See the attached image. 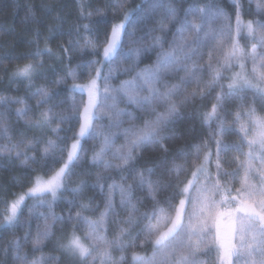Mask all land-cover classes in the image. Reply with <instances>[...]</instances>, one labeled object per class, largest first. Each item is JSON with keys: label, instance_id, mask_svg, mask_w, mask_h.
Returning <instances> with one entry per match:
<instances>
[{"label": "snow or ice", "instance_id": "6c2138e0", "mask_svg": "<svg viewBox=\"0 0 264 264\" xmlns=\"http://www.w3.org/2000/svg\"><path fill=\"white\" fill-rule=\"evenodd\" d=\"M231 3L235 9L234 27L233 15L225 13L212 0H142L134 9L127 7L128 0H107L104 8H97L94 13H86L81 5L80 22L75 25L77 35L82 33V44L78 42V46L81 50H91L97 58L77 65V68L88 70L86 82L78 83L77 72L71 68L65 76L54 82L59 87L71 77L73 83L70 91L81 94L80 104L73 102L72 115L55 111L63 101L56 103L57 94L50 92L47 87H38L30 92L31 97L39 98L35 111L28 106L25 98L0 95V107L24 105L15 110L16 122L33 112L32 117L25 121V128L41 133L39 137L33 136L29 139L26 132L21 130L16 134L19 137L16 139L10 130L9 117L0 111V140L7 141L6 144H0V158L6 157L10 163L19 161V165L27 170L23 177L27 183L19 185L23 190L7 194L10 198L5 201L3 212L0 213L3 218L0 227L19 225L28 230L23 237H14L9 242L4 249L5 256L9 251L12 252V259L16 264H45L46 259L50 264H61V257L45 258L43 254L36 257L35 253H43V246L54 235L53 229L57 224L63 226L65 223H83L88 228L84 236L79 235L78 229L73 227L58 243L59 250L68 258L70 264H89L90 260L92 264L97 261L99 264H126L124 256L115 261L111 249L119 248L124 251L127 247H135L134 244L124 243L130 227L119 228L115 239L111 241L106 236L99 235L101 229L106 231L110 216H119L113 194L119 192V207L128 211L126 220L115 222L132 226L137 223V204L141 203L135 197V191L146 192L147 197L155 202L161 188H174L175 191L167 202L168 212L153 207L150 213L141 214L148 221L143 231L156 247L152 256L148 257L133 251L132 264H209L207 260L197 257L196 253L203 251L205 256H211V239L206 240L203 228L198 232L191 222L186 224L184 212L186 194L192 180H195L197 173L208 174L210 157L213 155L210 150L211 141L197 147L193 163L200 160L202 153L203 162L198 164L196 171L192 172V179L186 183H182L178 176L175 182L170 180L172 174L179 173L184 166L169 167L166 156L159 165V172L156 166L137 165L146 147H158L166 154L167 141L180 138L175 128L183 119L184 107L194 105L199 100L202 108L204 100L211 98L213 102L204 111L202 124L211 126L215 122L217 126L212 133V140L215 143V166L219 175L221 154L229 149L218 138L225 132V119L221 113L224 112L226 103L249 87L259 88L262 93L260 100L264 102V72H257L255 66L252 71L256 83L242 71L234 72L226 78L222 76V72L230 69L234 63L239 64L241 69L245 66L246 53L239 43L242 33L246 32L248 37L253 38L251 59L254 65L258 59L257 47L264 49V3H257V14L260 18L247 22L243 19L241 0H231ZM28 12L26 19H34L33 9L29 8ZM108 13H111V20L106 18ZM94 14L104 19L93 22L91 17ZM84 20L89 22L83 23ZM99 23L104 25L102 40L96 29V24ZM39 38L40 33L37 31L35 39L30 42L36 45V50L25 59L36 60L45 55H55L61 63L65 57L70 62L69 48L61 46L59 52L53 54L45 42V47L41 50ZM225 47L229 48L226 53ZM153 52L155 60L140 67L143 58ZM259 59L261 67H264V52L259 54ZM125 62H129L131 66L121 68L120 65ZM43 66V61L39 64L26 63L17 66L12 77L26 81V87L30 90L34 78L40 75L39 70ZM206 71L211 74L210 79L201 88L200 81ZM121 75L129 78L114 84L113 81ZM224 79L228 81L226 85L222 82ZM191 85H196V88L187 92ZM216 88L219 89L218 92L215 91ZM240 98L243 99L242 96ZM254 111L253 109L249 113L255 125L250 139L245 126L240 125L249 149L247 159L241 162L245 176L252 170L257 146L261 165H264V119L255 117ZM236 120H240L239 114L236 115ZM125 124L128 126L124 127ZM62 125L69 127L65 130ZM62 132L65 134L61 135ZM46 135L49 138L45 139ZM121 137L124 142L116 147V141ZM89 141L93 142L90 166L103 167L106 172L116 170L120 183L109 177L112 183L108 185L105 193L104 184L101 182L103 177L98 173L93 187L99 188L104 194V210L99 218L91 220L83 215L90 210L89 202L81 203L75 216L70 209L66 221L64 216L56 215L55 207L62 201L75 205L74 200L66 199L65 193L70 191L75 196L83 191L84 181L74 187L69 185L74 176L80 175L77 169L88 156L89 150L85 144ZM242 147L243 143L240 148ZM187 162L185 154V163ZM33 165L36 167H32ZM259 174L264 185V169H260ZM129 177L132 183L127 182ZM261 196L264 197V191ZM233 199L237 200L238 212L242 206L251 204L253 214L241 222L243 234L240 250L229 252L226 258L217 246L214 264H264V198L259 201V210H256L255 202L238 197ZM29 200L32 201L31 204L27 203ZM25 211L28 219L20 225V217ZM33 219H43L44 224L43 228L38 224L35 237L29 239ZM153 220L156 221L155 224L152 223ZM249 238L252 242L245 243ZM28 244H31L33 251L30 262L27 255L20 254L21 248ZM245 248L246 253L243 252ZM238 255L243 258L235 259Z\"/></svg>", "mask_w": 264, "mask_h": 264}, {"label": "trees", "instance_id": "16d2710c", "mask_svg": "<svg viewBox=\"0 0 264 264\" xmlns=\"http://www.w3.org/2000/svg\"><path fill=\"white\" fill-rule=\"evenodd\" d=\"M142 0H128L127 7L134 9L137 4L141 3ZM212 2L219 6L225 13L233 15V27H234V6L231 0H212ZM107 0H0V95L12 98H25L28 102V106L35 111L38 97L33 98L30 96V92H34L38 87H47L50 92L57 94L56 103L63 101L60 107L56 108V112H63L65 115H72L71 109L73 102L80 104L81 94L71 92L72 79L69 77L67 83L61 84L59 87L54 83L56 80L65 76L69 68L77 72V82L83 83L87 80V69L77 68V65L87 63L88 61L95 60L97 57L89 49L81 50L78 46V42L82 44V33L77 35L75 31V25L80 22L79 13L80 7L83 5L85 12H93L97 8L103 9ZM243 6V19L245 22L248 20L259 19L260 16L257 14V3H264V0H241ZM33 9L34 19H26L29 16L28 9ZM51 10V11H49ZM106 18L112 19L111 13H108ZM104 17L93 15L91 20L93 22L102 21ZM62 20V23L58 21ZM88 20H84L83 23H88ZM52 30L51 32L49 30ZM96 29L99 32V38L103 39L104 25L102 23L96 24ZM39 31V47L41 50L45 47L51 49L53 54L59 52L61 46L69 48L71 50L70 62L65 57L63 63L55 58V55L49 57L47 55L38 58L36 60L25 59L30 53L35 52L36 45L30 43L35 39V33ZM96 38L95 36L93 37ZM71 41V44H70ZM252 37H248L246 32L242 33V37L239 38L241 48L246 53V59L244 65L250 74L253 73L252 59H251V48H252ZM229 50L225 47L224 53ZM262 49L257 47V51ZM220 58V57H218ZM155 60V53H150L143 58V62L140 67L151 63ZM43 61V68L39 70L40 75L34 78L33 86L29 90L26 85L27 82L12 77V72L17 66H23L26 63L39 64ZM129 62H125L120 65L121 68L130 67ZM229 70L222 72L223 77L228 76ZM210 73L205 72L202 80L200 81V87L210 79ZM128 76H119L118 79L114 80V84H118L119 80L128 79ZM225 85L227 79L222 81ZM196 88V85L188 87L187 92H191ZM215 91H219L218 88ZM225 92L227 88L225 87ZM262 93L252 88H246L243 92L239 93L236 97L231 99L225 105L224 112L221 116L225 119V132L221 139L224 145H228L229 149L221 154L220 164L221 169L219 175H217L216 169V157H215V143L212 140V133L216 130V124L213 122L211 126L203 125V113L210 107L213 102L211 98L204 100L203 107H200V101L197 100L196 104H189L182 109L183 119L176 125V132L180 134L179 139H172L167 141L168 152L162 153L158 147L148 146L143 152L142 159L139 161L137 167H157V171H160L159 165L167 157L169 167L173 165L184 166L179 173H173L170 180L175 182L177 176L182 183L188 182L192 178V172L195 171L198 164L203 160V153L201 158L195 164L196 149L198 146H202L204 142L211 141L210 150L213 155L211 156V169L209 174L203 175L195 181L190 192L188 199L186 212H185V223H192L196 230L199 232L203 228V233L206 240L211 239L213 246V254L211 256H205L204 252L196 253V256L200 259H205L209 264H214L215 261V249L218 246L217 243V222L221 212L226 206V196L229 194L238 197L241 200H248L255 202L256 210L261 207L259 201L264 198L261 196V192L264 191V185L261 183L260 169H264V165H261L259 159V149L257 146L256 153L252 160V170L247 176H245V169L241 166V162L247 159V153L249 151L247 146V139L244 138V133L240 131V125L243 124L248 131V138L250 139L255 131V125L252 119L249 117V113L254 109L255 117L264 119V102L260 100ZM243 97L241 99L240 97ZM86 100V94L84 96ZM254 101V102H253ZM24 105L13 104L10 108L0 107V111L5 112L10 120V130L13 136L18 139L16 135L21 130L26 132L29 139L33 136L39 137L41 133L39 131H29L25 128V121L32 117L33 112H29L28 116L16 122L14 115L16 108L23 107ZM47 105L45 106V108ZM198 109V111H197ZM239 114L240 120L237 122L236 115ZM125 119H127L125 117ZM139 123V121H137ZM55 126V125H53ZM128 125L125 124L124 127ZM65 130L69 127L68 125H62ZM62 132L61 135H64ZM49 138L47 135L45 139ZM55 138V137H51ZM124 142L123 138H118L116 141V147ZM6 140H0V144H6ZM98 143V142H97ZM243 143V147L240 148ZM85 147L89 150L88 156L85 158L84 163L77 169L80 173L78 176H74L69 187H74L81 181H84L83 191L77 195H73L70 191L65 193L67 200H74L75 205H69L62 201L55 207V213L58 216H64L67 221L69 210L75 216L78 206L81 203H90V210L83 213L91 220L99 218L100 213L104 210V194L101 193L99 188H94L93 185L96 183V176L99 173L103 179L105 193L107 187L112 183L109 177L115 178L116 183H120V177L116 170L106 172L103 167H93L89 164L91 157V149L93 142L89 141L85 144ZM239 149V150H238ZM185 154H187V164L185 163ZM31 155V153H30ZM32 167H36L33 165ZM27 170L19 165V161L10 163L8 159L0 158V213L3 212L4 203L10 197L8 193H18L23 189L19 186L26 184L27 181L23 178L24 173ZM128 183H132L131 177H129ZM175 189L161 188L155 197V202L147 197L146 192L139 190L135 191V197H138L141 203L137 204L138 212L136 213L138 220L137 223L129 226L123 223H117L115 221L126 220L128 211L119 207L120 194L115 192L113 194L114 201L117 205L116 211L119 213L118 217L110 216L108 218L107 229H101L99 235L106 236L107 240L111 241L115 239L118 234V229L121 227H130V232L124 237L125 245L134 244L135 247H127L124 251L119 248L111 249V255L115 261H119L121 256L126 258V264H132L131 256L132 252H139L143 256H152L153 249L156 247L152 243V239L148 237L144 230L145 225L148 224L146 219L142 218L143 213L151 212L153 207L164 209L168 212L170 200ZM242 193H250L254 195L244 196ZM135 202V200H134ZM31 204L32 201H27ZM99 205V208H97ZM251 206V204H246ZM251 216L245 212L240 215L242 221H246ZM195 217V218H194ZM27 212L20 217V225H23L27 221ZM3 220L0 216V222ZM241 221V222H242ZM50 222V221H49ZM156 223L155 220L152 221ZM43 228V219H33L31 221V236L29 239L35 237L37 232V225ZM73 227L78 229V234L84 236L88 228L83 224H57L53 229L54 235L45 242L43 246V253L36 252L35 256L39 257L41 254L45 258L47 257H61V264H70L67 257L63 256L62 252L58 248V243L63 240L64 237L71 231ZM28 229L25 226L15 227H1L0 228V264H16L12 259V252H8L5 256L4 249L8 246L9 242L15 237H23L25 231ZM238 237V245L240 250L242 228L240 229ZM251 239L245 241V243H251ZM91 243V241H89ZM207 251V249H205ZM247 249H243L246 253ZM21 255H27L29 262L33 258V251L31 244L25 245L20 250ZM243 258L242 255H238L235 259ZM45 264H50L46 259ZM92 264V261H89ZM99 264V261L96 262Z\"/></svg>", "mask_w": 264, "mask_h": 264}, {"label": "rangeland", "instance_id": "374dc122", "mask_svg": "<svg viewBox=\"0 0 264 264\" xmlns=\"http://www.w3.org/2000/svg\"><path fill=\"white\" fill-rule=\"evenodd\" d=\"M261 52H264V49H262L261 51H257L258 59L255 65L253 64V61H252V66L253 67L255 66L257 68V72H264V67H261V61L259 59V54ZM228 70H229L228 76H231L234 72L242 71L249 79L253 81V83H256L255 74H250L247 71L245 66L243 69H241L239 64L234 63L233 66ZM250 88L260 92L259 88H254V87H250ZM210 160H211V157H210ZM202 162L203 160L200 163ZM210 169H211V163L208 165V174L210 172ZM203 175L205 174L197 173L195 180H192L191 182V187L188 193L186 194L185 212H186V207H187L188 199H189L193 184L195 183L197 178ZM233 197L234 196L230 194L226 196L225 209L221 212L218 218V222H217V243H218L219 248L224 252L226 258L229 252L238 251L239 249V245H238V240H239L238 237L240 234L239 228L240 229L242 228V224H241L242 218L240 217V215L244 212L249 215L253 214V208H251L248 205L242 206L241 210L238 212L237 211V207H238L237 200L233 199ZM185 212H184V216H185ZM0 224H3V220L0 222ZM233 245H235V248L233 247Z\"/></svg>", "mask_w": 264, "mask_h": 264}]
</instances>
